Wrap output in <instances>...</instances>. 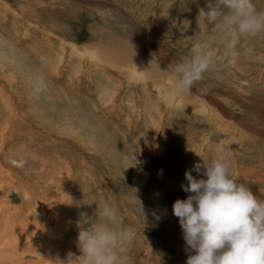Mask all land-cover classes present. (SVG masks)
<instances>
[{
	"label": "rangeland",
	"instance_id": "obj_1",
	"mask_svg": "<svg viewBox=\"0 0 264 264\" xmlns=\"http://www.w3.org/2000/svg\"><path fill=\"white\" fill-rule=\"evenodd\" d=\"M134 1L129 13L111 0H0V264H77L78 233L105 202L136 231L122 264H186L172 206L189 195L185 171L218 157L264 199V78L242 83L264 33L176 95L188 33L211 31L208 0H189L163 34L148 23L151 0Z\"/></svg>",
	"mask_w": 264,
	"mask_h": 264
},
{
	"label": "clouds",
	"instance_id": "obj_2",
	"mask_svg": "<svg viewBox=\"0 0 264 264\" xmlns=\"http://www.w3.org/2000/svg\"><path fill=\"white\" fill-rule=\"evenodd\" d=\"M204 19L212 30L197 38L189 55L174 66L176 95L190 91L209 71L235 64L242 39L264 33V11L253 0H208ZM217 43L223 46L222 56ZM232 167L218 157L185 171L188 183L181 187L189 195L176 199L172 208L190 252L186 264H264V199L238 183ZM192 171L205 178H194ZM87 223L77 237V264H122L121 252L136 231L121 224L118 209L105 202Z\"/></svg>",
	"mask_w": 264,
	"mask_h": 264
},
{
	"label": "bare ground",
	"instance_id": "obj_3",
	"mask_svg": "<svg viewBox=\"0 0 264 264\" xmlns=\"http://www.w3.org/2000/svg\"><path fill=\"white\" fill-rule=\"evenodd\" d=\"M70 1V0H69ZM112 2H115V4H117L118 6H120L121 8H123L125 11H127V12H129L130 13V11L128 10L129 9V6H131V3H132V5H134L133 3H135V1L134 0H111ZM119 1V2H118ZM193 1H195L196 3H201V2H203L204 0H193ZM60 2V1H59ZM139 2V1H138ZM145 2V1H144ZM189 0H173V2H172V0H160V1H158V0H151L150 2H149V4H148V6L150 7V9H152L151 10V16H150V18H147L148 20H149V24H151V26H153L152 28L156 31V32H158V33H161V34H163L164 33V30L166 29V26H167V24H169L170 23V21H172V20H174V19H176V17H178V16H180L181 14L183 15V13H185V12H189V9H191L190 8V4H189ZM146 3V2H145ZM140 4V3H139ZM106 5V4H105ZM143 5V4H142ZM47 6V5H46ZM63 6V5H62ZM70 6H71V4H70ZM139 6V5H138ZM58 8V7H57ZM56 8V9H57ZM140 8V7H139ZM142 8V7H141ZM57 10H59V11H62V9L59 7ZM64 10V9H63ZM76 10V9H75ZM75 10H71V14H74L75 13ZM139 11H141V10H139ZM128 13V14H129ZM173 13H175V15H173ZM132 15H135V14H132ZM138 16V15H137ZM184 16H186L187 18H185V19H188L189 17H188V13H187V15H184ZM72 17V16H71ZM146 26V25H145ZM143 27V26H142ZM148 28H150L149 27V25L147 26ZM98 29V28H97ZM211 29V28H210ZM189 30V29H188ZM212 30V29H211ZM97 31V30H96ZM186 32V31H185ZM184 32V33H185ZM188 32V31H187ZM203 32V31H202ZM201 32V34H195V32H190V33H188V35H187V37L188 38H192V37H194V39L196 40L197 38H201V39H203V38H205L206 36L204 35V33H202ZM208 33V32H207ZM183 38H185V37H183ZM246 39V38H245ZM188 40V39H187ZM123 41H125V40H123ZM243 41H244V39H242V41H241V45L240 46H242L243 45ZM126 42H127V40H126ZM121 44H124L123 42L121 43ZM126 44V43H125ZM127 44H128V42H127ZM193 44V43H192ZM219 46H220V48H219ZM216 47H218V49H220L222 52H223V46H222V44H220V43H217V45H216ZM125 48V47H124ZM263 48V47H262ZM217 49V48H216ZM129 49H127V51H128ZM134 50V49H133ZM260 51H262V50H260ZM129 52V51H128ZM138 52V51H137ZM137 52H135L136 53V55H137ZM263 53H264V51H262ZM127 53V52H126ZM128 54V53H127ZM260 54V53H259ZM130 55V54H129ZM133 55V54H132ZM242 55V54H241ZM123 55H120V57L119 58H121ZM243 56H244V53H243ZM126 57V56H125ZM129 57V56H128ZM240 57V56H239ZM253 57V61L255 62L253 65H251V67H250V72H249V74H247L248 76H250V77H246V76H244L243 77V84H245V85H250L251 84V81H253V79L254 80H256L255 82L257 83V80L258 81H262L261 79H263L264 78V71L261 69L262 68V64L263 63H260V61H259V59H261V62H264V57L263 56H258V57H255L254 55L252 56ZM244 58V57H243ZM136 59V58H135ZM138 59V58H137ZM248 59H249V57H248ZM131 60V59H130ZM243 60V59H242ZM246 60V59H245ZM252 60H250V62L252 61ZM256 60H258L257 62H256ZM133 61V60H132ZM129 62H131V61H129ZM138 62V61H137ZM123 63V62H122ZM249 63V62H248ZM127 64H128V62H127ZM126 64V65H127ZM132 64H134V63H132ZM129 65L130 66V68H131V66L134 68V66L133 65ZM171 64H173V63H171ZM237 64H238V62H237ZM237 66V65H236ZM137 67V66H136ZM240 68V67H239ZM238 68V69H239ZM245 69H248V66L245 68ZM258 69V70H257ZM131 70V69H130ZM258 71V73L257 74H255L253 71ZM129 71V70H128ZM133 71V70H132ZM135 71H136V69H135ZM134 71V72H135ZM240 71V70H239ZM261 71H262V74H261ZM130 72V71H129ZM238 72V71H237ZM135 73H137V72H135ZM139 73V72H138ZM240 73V72H239ZM243 73V72H242ZM137 75V74H136ZM246 75V74H245ZM251 75H253V76H251ZM262 75H263V77H262ZM138 76H139V74H138ZM143 77H145V75H143ZM136 79H137V77H136ZM143 79V78H142ZM263 82V81H262ZM161 82H159V84H160ZM242 83L240 82V84L242 85ZM263 84H264V82H263ZM161 85V84H160ZM254 85V84H253ZM11 88V87H10ZM96 88V87H95ZM154 88H157V87H154ZM216 88V87H215ZM241 88H243V87H241ZM249 88V87H248ZM255 88V87H254ZM153 89V88H152ZM159 89V88H158ZM244 89L245 90H247V88L246 87H244ZM262 89H264V88H262ZM162 90V89H161ZM154 91H157L156 89L154 90ZM159 91V90H158ZM249 91V90H248ZM162 92V91H161ZM188 92H190V91H188ZM156 93H158V92H156ZM160 93V92H159ZM184 94V93H183ZM264 94V93H263ZM263 94H261L262 96H263ZM171 95H173V93L171 94ZM186 95V94H185ZM192 95V97H193V94H191ZM165 96V95H164ZM168 96V95H167ZM173 96H175V95H173ZM182 96H184V95H182ZM187 96H189L188 95V93H187ZM191 97V96H190ZM192 97H191V100H193L192 99ZM195 97V99H197L196 98V96H194ZM16 98V97H15ZM166 98H168V97H166ZM180 98V97H179ZM176 99V98H175ZM181 99V98H180ZM188 99V98H187ZM172 100V99H171ZM182 100V99H181ZM199 100H200V98H199ZM173 101H174V99H173ZM183 101V100H182ZM197 101V100H196ZM203 101V100H202ZM206 102V101H205ZM176 103H177V101H176ZM183 104L185 103V102H182ZM200 103H201V101H200ZM263 103V102H262ZM182 104V105H183ZM204 104V103H203ZM206 104V103H205ZM185 106V105H184ZM187 106V105H186ZM201 106H203V105H201ZM208 107V106H207ZM207 107H204V108H207ZM209 108V107H208ZM214 108V107H213ZM202 109V108H201ZM200 109V110H201ZM210 109V108H209ZM208 109V110H209ZM188 111V110H187ZM204 111H206V110H204ZM212 112V111H211ZM139 113V112H138ZM204 113V112H203ZM213 113L215 114V117H216V114H218V113H215L214 111H213ZM16 115H18V114H16ZM20 115V114H19ZM18 115V116H19ZM206 115H210V114H206ZM218 116V115H217ZM211 117H213L212 115H211ZM32 118V117H31ZM30 118V119H31ZM220 120H222L221 119V117H218ZM29 120V119H28ZM6 125V124H5ZM34 126V125H33ZM37 127V126H36ZM6 132V131H5ZM6 139V138H5ZM199 148H200V145L199 146H197V149H196V151H195V153L192 155V159L197 155V153H198V151H199ZM264 165V164H263ZM61 182V181H60ZM63 182V181H62ZM74 201V200H73ZM83 213V212H82ZM84 214V213H83ZM85 216V215H84ZM69 218V217H68ZM71 220V219H70ZM52 225V224H51ZM0 228H2V227H0ZM3 229V228H2ZM64 235V234H63ZM45 239V238H44ZM59 258V257H58ZM16 260V259H15Z\"/></svg>",
	"mask_w": 264,
	"mask_h": 264
}]
</instances>
